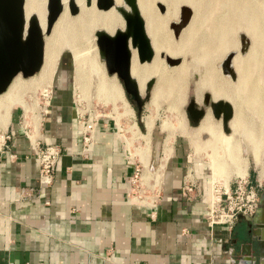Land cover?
I'll use <instances>...</instances> for the list:
<instances>
[{
    "label": "crops",
    "instance_id": "obj_1",
    "mask_svg": "<svg viewBox=\"0 0 264 264\" xmlns=\"http://www.w3.org/2000/svg\"><path fill=\"white\" fill-rule=\"evenodd\" d=\"M68 93L66 86H53L50 101L46 100L39 116L37 109L34 119H26L22 112L23 124L30 127L27 137L18 120L20 114L11 112L0 145V264H247L242 251L246 249L245 232L253 228L259 215H239L230 227H209L205 221L207 196L215 186L212 161H240V166L222 161L227 179L217 187L227 189L230 175L237 170L246 175L240 141L234 134L253 143L255 153L258 138L243 114L236 119L232 113L223 130L220 118H212L207 108L205 115L210 117L207 120L204 115L191 133L187 127L185 136L162 137L161 156H157L162 166L157 173L158 193L141 204L126 194L131 157L115 121L119 132L111 123L98 121L83 151ZM252 108L259 114L260 107ZM192 134L202 135L203 144L193 139L191 145L186 136ZM34 139L59 149L49 186L37 180L38 164L30 144ZM200 155L207 159L212 186L199 176L202 165L192 161ZM249 177L250 183L260 182L264 170L260 180L257 169ZM188 180L194 188L185 193L183 185ZM248 251V264H261L256 250L248 246Z\"/></svg>",
    "mask_w": 264,
    "mask_h": 264
},
{
    "label": "bare ground",
    "instance_id": "obj_2",
    "mask_svg": "<svg viewBox=\"0 0 264 264\" xmlns=\"http://www.w3.org/2000/svg\"><path fill=\"white\" fill-rule=\"evenodd\" d=\"M155 2L162 4L164 10L159 12L158 7H154ZM123 4V0H112V4L108 8L98 9L95 6V0H60L61 10L53 21L50 32L44 37L39 75L31 80L23 81L18 78V73L12 78L7 88L0 93V145L3 142L4 130L10 121L12 107L17 103H22L19 98L21 92L23 94V91L27 88L33 92L31 89H35L39 85L48 84L54 72L58 55L63 48L70 51L72 59H74L76 69L74 80L79 91L82 93L86 91V85L88 84L87 73L90 71L99 77V89L105 94L107 99H111L113 90L115 92L118 91L115 76L112 75L111 78H106L102 68L100 70L92 32L94 31L95 33L97 30H102L111 35L116 29L122 30L124 21L117 8L127 9ZM183 4L191 8V15H189V20H186L187 22L183 25L180 32L174 36L172 33L174 28L169 27L167 29V25L172 21L177 22L176 14L179 6ZM135 6L142 18L144 31L152 50V56L149 61L139 62L135 49L129 46V74L135 80L140 94L145 90L149 80L155 78V83L152 87V102L155 103L159 98L164 97L168 100V109H177L185 93L184 77L187 75L188 70L193 73L196 69L195 65L192 67L186 65L183 54L190 50L195 63H209L211 59L214 60V56H218L230 44L231 34L234 31H245L244 34L250 35L251 33L253 37L252 47H250L251 59L247 61L238 58V66L227 67L229 72H235L236 79L232 78L231 81L229 75L225 77V74L221 72L222 67L220 66L217 69H215L216 67L213 68L214 66H208L205 71H202L204 72L203 78L199 83H196L195 93L200 95L203 88H208L213 101L218 99L227 102L231 112L226 122L231 118V115H234L232 113H235L234 118L241 119L242 113L239 114L237 106V104L240 105L241 103L249 106L256 105L258 109L260 107L259 116L264 119V86L258 83L259 79L258 82L255 80L258 74L261 76L264 72V0H209L206 4H203L201 0H135ZM215 6H220V11L223 10L221 11L222 14L219 11L220 15L209 21L211 15L204 14L206 12L212 13L213 10L211 9ZM74 7L78 13L70 16L67 11ZM201 8L206 9L202 11ZM45 10V0H24L23 11L25 19L30 15L35 16L42 31L46 24ZM207 22L211 23H208L212 27L210 32L204 31ZM167 53H170L171 59L183 55L180 58V63L177 66L168 67L166 64ZM46 90L45 92H47ZM240 93H243L244 96L242 97ZM235 96L239 97L238 100L234 99ZM118 97L121 96L118 95ZM123 105L125 106L124 103ZM24 106L25 112L23 113H25L26 117H32L35 107H29L30 104L27 107L26 104ZM126 113L124 110L120 111V115L126 116ZM205 116V119L210 117L208 113ZM142 123L149 132L152 126V118L146 116L142 119ZM135 125L134 122L132 125L125 126L127 131L132 133L131 135L133 136H136L138 130ZM252 136L254 138V135ZM255 138L257 137L255 136ZM254 139L250 138V140ZM148 140L146 150L149 148ZM254 143V154L256 157L260 142L256 139ZM213 163V166H211L213 177L222 176V169L216 165L215 161ZM236 173L240 174L241 171H236ZM237 178L245 177L240 176ZM223 189L227 190L226 188ZM212 191L211 187L210 192ZM209 196L210 199H214L212 193ZM132 199L138 201L135 196H132Z\"/></svg>",
    "mask_w": 264,
    "mask_h": 264
},
{
    "label": "rangeland",
    "instance_id": "obj_3",
    "mask_svg": "<svg viewBox=\"0 0 264 264\" xmlns=\"http://www.w3.org/2000/svg\"><path fill=\"white\" fill-rule=\"evenodd\" d=\"M46 1L47 0H45V9H46ZM201 2L203 4H206L209 2V0H201ZM155 4H154V7L155 6L158 7V11L160 10L159 12L164 10L162 4H160L159 2H155ZM123 5H125V3ZM125 7H127V10L129 9L127 5H125ZM204 9L206 8H201L202 11H204ZM211 10H213L212 13H207V12L205 14L203 13L204 15L206 14L211 15L210 16L211 19H209V21H212L213 19H215L217 16L222 14L221 11H223V10L220 11V6L212 7ZM67 12L70 16L76 15L78 13L77 10L74 11V13H72L70 12V9ZM186 13H188V18H187V21H188L189 15H191V8L187 6L186 4L180 5L178 8L177 14H176L177 22L172 21L171 23H169L167 25V29H169V27L171 28L173 27L177 35L180 32L183 25L187 22V21L186 22L183 21ZM208 23L210 22L206 23L205 30H204L206 32H210L212 28L210 26L211 23L210 24ZM174 31H172V33L175 36ZM244 32L245 31H238V32L234 31L231 34L230 44L224 48V50L222 51L223 53L221 52L219 54L221 56L219 55L214 56L213 57L214 60L211 59L209 63L207 62L204 64L203 62L195 63L193 61L194 57H193L192 52L187 49L188 51L186 52V54H183L185 56V63L186 65L191 66V67L195 65L196 69L193 73L188 70V72L186 73L187 75L184 77L185 79L184 92L185 93L183 96V100L181 104L177 107V109H173V110L168 109L169 108L168 100L164 97L159 98L157 102L155 103L152 102L151 95H152V87L154 86V83H155V78H151L148 82V84L151 83L150 88L147 92L148 99L144 101V105L141 109L139 117H137L136 115V107L134 105V102L128 99L126 92L123 89V85L121 81L116 77V75L114 76H115V81L118 87L117 88L118 91L115 92L113 90V92H111V96H112L111 99H107L105 97V94L101 92V90L99 89V82H100L99 77L94 72H91V71L87 73L88 84L86 85V91L84 92L85 94L82 93L81 91L77 89L78 86L75 83L76 81L74 80L76 76L75 63L73 61L74 59H72L73 57L70 51H68L66 48H63L62 51L58 55L54 72L48 84H43L44 86L41 85L43 87L39 85L35 89L34 88L31 89L33 92H31L29 88H27L28 89L27 92H26L27 89L23 91V94L21 92L19 98L22 100V103H17L16 105H14L11 109V112L13 110L18 111V114H20L18 116V120L20 121L21 125H23L22 128L24 131L27 129H30L28 125L23 124L24 120L22 117V112H24L25 110L24 105L26 104V107H27L30 104L29 107L31 106H32L31 108L35 107L34 109L35 110L37 109L36 114L39 116L45 104V101H46L45 90L46 89L50 90L49 96L51 97L53 86L63 85V86L68 87L69 93L67 95H68L69 102L71 104V108L75 113L76 122L77 121H88L89 123L91 122V124L93 123L94 126H96L98 121L99 122L101 121L102 123L107 121L111 123L113 127H115L113 124V122L115 121V124L119 128L120 133L123 135L122 137L125 141L127 151L131 157L130 159L132 161H137L139 163V164L132 163L130 161L132 165V170H133L134 165H137L140 171H138L137 177L134 178V182L133 181L131 182V179H130L133 176V172L130 173L129 178H128V190L126 194L129 197V199H131V196H135V199L139 201L137 203H141L140 201H143V200L150 201L151 199L148 200L149 198L147 197L151 195H157L158 193V191L155 190V187L157 183L158 170L161 169L162 167L159 162L160 158H157L158 155L161 156V153L159 152L161 148V142L163 141H161L160 139L162 137L165 138V136H168L169 138L173 135L182 134L183 132H185V129L187 127L190 133L193 131L194 123L188 120L187 113L185 110L186 105L190 98H194V101L197 103V105H203V102H202L203 93L207 92L210 96V99L213 100L211 93H210V89L208 88H203L200 95H197L195 93L196 83H199L200 80L203 78L204 72L202 71H205L206 67L214 66L213 68L216 67L215 69H217L218 66H220L222 67L221 72L225 74V77L226 75H229L231 77L230 78L231 81H232V78L236 79L235 72H232V71L229 72L227 67L230 66L231 68H233V67L238 66L239 65V63L237 62L238 58H241L247 61L251 59L250 58L251 56L250 47H252L251 45L253 43V39H252L253 37L251 36L252 35L251 33L249 35V34H244ZM45 35H48V34H44V37ZM92 35H93L92 37L93 44H95V48L97 51L96 40H95L96 37L94 35V31L92 32ZM44 37H43V41H44ZM251 39L252 41L250 42ZM181 56L179 55V57L175 59H171L172 57H170V53H167V56H166L167 66L168 67L177 66L180 63ZM97 61L99 62L98 65L100 67V70L102 68V70L105 73L106 78H111L113 74L107 73L104 62L102 58L98 55V52H97ZM186 61H188L189 63ZM39 71L40 70H38L36 73H34L32 76H29V77H22L20 74L17 76L20 80L27 81L29 79L31 80L33 78H36L39 75ZM72 75H73V83H72ZM258 79H259V82H258ZM255 80L259 84H261V86H264V72L261 74V76L258 74ZM144 91L140 94L142 97L144 95ZM115 94H116V97H115ZM241 94L243 97L244 94L240 93V95ZM118 95L121 97H118ZM238 98L239 97L235 96L234 99L238 100ZM49 101H50V98L48 102ZM32 103L34 106L31 105ZM123 103L125 104L126 107L123 105ZM237 106L241 111L239 112L244 115L245 121L248 123L251 130L256 133V137L258 138L260 142V147L257 150V156L254 157L255 154L253 155V146H252L253 144L250 143L247 139L238 135L237 133L234 134V136L238 138L240 141V147H241L240 156L242 157L240 158L245 161L246 175H244V172L242 171L240 174L235 173V175L234 174L230 175L228 177V184L230 187L232 186V181L234 177L243 176V177H246L248 180L250 178L249 177L250 173L251 172L254 173V170L257 169L258 179L260 180L262 171L264 170V119H262L259 116L258 112L252 108L254 105H252L251 107V105L249 106V105H246L245 103H241L240 105L237 104ZM122 110L127 112L126 116L120 115V111ZM33 115H34V112L32 113V116ZM146 116L152 118V126L149 132L147 131V129L142 123V119ZM10 118H11V114H10ZM26 119H34V117H27ZM134 122L136 124L135 126L138 129L136 136L131 135L132 133L127 131V129L125 128L126 125H132ZM116 130L118 131L117 128ZM222 133L226 138H228V136L223 131ZM4 135H6L5 131H4ZM186 137L190 141L191 145H192L193 139L198 141L201 145L204 142V140L202 139V135L200 134L199 135L192 134V136H186ZM146 138H148L149 140ZM147 140L149 144L148 150H146ZM189 149L191 150V147ZM192 159L194 163L198 162L202 165L201 169L203 171L200 170L201 173H199V176L203 177V179L208 183V185L210 183V186H212L211 175L207 171V168H206V165H207L205 163V161L207 160L206 157H203L202 155H200L196 157L193 156ZM255 159L257 161H255ZM213 161H215L216 165L219 166L220 168H221L222 161H229L232 164L233 163L236 164V166H240V161H238V159H229V160L214 159ZM213 161H212L211 166H213L214 164ZM165 167H166V164L164 168ZM164 168L162 170L161 181L165 173ZM237 171L240 172V170H237ZM226 179H227V176L224 177V175L217 177V178L213 177V185H215L216 187L217 185L224 186ZM255 182L253 183L249 182V183L254 184ZM256 193H257V200L259 201L260 195H264V180H261L259 182V187L256 189ZM141 204H146V203H141ZM252 214H254V212Z\"/></svg>",
    "mask_w": 264,
    "mask_h": 264
},
{
    "label": "water",
    "instance_id": "obj_4",
    "mask_svg": "<svg viewBox=\"0 0 264 264\" xmlns=\"http://www.w3.org/2000/svg\"><path fill=\"white\" fill-rule=\"evenodd\" d=\"M128 10L118 7L124 26L122 30H114L110 35L102 30L95 31L98 55L102 58L107 73L114 74L121 81L123 89L130 101L134 102L136 115L140 116L144 101L148 99L150 84L145 86L143 97L140 95L134 79L129 74L130 48H134L139 62L149 61L152 56L149 40L145 34L142 18L140 17L135 0H123ZM24 0H0V93L3 92L16 74L22 77L33 75L39 70L43 55V37L48 34L53 21L61 10L60 0L46 1V24L42 31L35 16L27 19L23 11ZM112 0H95L98 9H106ZM77 9L71 8L74 13ZM188 13L183 21L186 22ZM176 34V32H175ZM203 105H197L190 98L186 105L187 118L197 124L209 108L212 117H220L224 129L230 116V107L222 100H211L207 92L203 93ZM255 213V211H254ZM255 235L264 242V213L258 214ZM260 227V228H259ZM243 259L248 264V244H244Z\"/></svg>",
    "mask_w": 264,
    "mask_h": 264
},
{
    "label": "built area",
    "instance_id": "obj_5",
    "mask_svg": "<svg viewBox=\"0 0 264 264\" xmlns=\"http://www.w3.org/2000/svg\"><path fill=\"white\" fill-rule=\"evenodd\" d=\"M50 96H47L49 100ZM80 127L81 142L83 144V151H86L87 146L91 142V135L94 124L88 121H77ZM28 130V129H27ZM27 130L24 134L27 137ZM30 144L38 164L37 180L42 186H49L53 180V171L55 163L59 156V149L53 144H40L36 139L30 140ZM128 157V156H127ZM129 159V158H128ZM131 161V160H130ZM137 163V161H131ZM139 168L137 165L133 167V176L130 178L134 182V178L138 175ZM259 187V182L250 184L247 178L234 177L232 186H228L225 191L222 187H215L212 192L214 199H210L208 194L206 200L207 213L205 217L206 224L211 227L213 225H221L230 227L237 216L251 215L257 205L256 189ZM194 188V183L190 180L183 185V191L189 193ZM149 205V204H148ZM154 206L153 205H149Z\"/></svg>",
    "mask_w": 264,
    "mask_h": 264
},
{
    "label": "flooded vegetation",
    "instance_id": "obj_6",
    "mask_svg": "<svg viewBox=\"0 0 264 264\" xmlns=\"http://www.w3.org/2000/svg\"><path fill=\"white\" fill-rule=\"evenodd\" d=\"M264 210V195H260L259 201L257 200V205L255 209V215H258L261 211ZM264 213V212H263ZM260 216V215H259ZM258 227L256 226V223L254 224L253 228H247V231L245 232V239L246 243L249 246L253 247L257 254L261 256V264H264V242L259 241L257 236L255 235V230ZM260 228V227H259Z\"/></svg>",
    "mask_w": 264,
    "mask_h": 264
}]
</instances>
